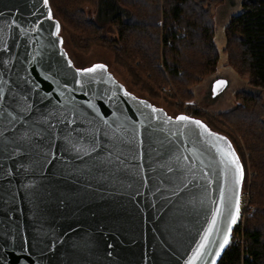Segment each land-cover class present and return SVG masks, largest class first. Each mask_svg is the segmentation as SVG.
<instances>
[{"label": "water", "instance_id": "95a60500", "mask_svg": "<svg viewBox=\"0 0 264 264\" xmlns=\"http://www.w3.org/2000/svg\"><path fill=\"white\" fill-rule=\"evenodd\" d=\"M0 13V264H218L245 178L231 140L77 68L49 0Z\"/></svg>", "mask_w": 264, "mask_h": 264}, {"label": "trees", "instance_id": "16d2710c", "mask_svg": "<svg viewBox=\"0 0 264 264\" xmlns=\"http://www.w3.org/2000/svg\"><path fill=\"white\" fill-rule=\"evenodd\" d=\"M220 1L49 0V4L61 33L69 31L82 46L111 48L135 81L160 92L168 79L177 87L189 88L216 72L219 54L213 9ZM86 4L115 27V38L107 37L106 27L87 17ZM242 7L225 27V51L232 68L260 91L238 92L237 105L218 115L244 137L252 152L250 187L256 210L244 228L246 247L229 245L218 264H264V99L260 95L264 91V0H243ZM229 138L244 165L246 183L242 149Z\"/></svg>", "mask_w": 264, "mask_h": 264}, {"label": "rangeland", "instance_id": "374dc122", "mask_svg": "<svg viewBox=\"0 0 264 264\" xmlns=\"http://www.w3.org/2000/svg\"><path fill=\"white\" fill-rule=\"evenodd\" d=\"M242 1L243 0H221L213 9L214 42L219 54L216 72L205 76L199 84L193 85L189 88L177 87L172 80L168 79L165 86L170 85L173 93H165L163 91V87L160 92H156L154 90L151 92L148 84L135 81V77L130 74L129 70L116 61L115 53L111 48L100 44L82 46L80 43L75 42L74 38L67 30H63L61 35L64 39V48L77 68H85L96 63H103L108 66L110 72L116 77V79L124 84L126 88L135 95L151 101L156 106L165 109L167 113L172 116H177L181 113H188L187 115L189 116L200 118L207 123L211 129L213 128L212 130L225 133L229 137L232 136L235 144V141H238V146L241 147L243 157L247 163V180L246 183L245 181L243 182L242 190L244 189L247 194L249 193L248 195L250 197L252 207V211L246 215V218L243 221V225L246 226L247 220L252 217V214H254L256 210L253 193L250 187L253 176L252 168L250 166L252 152L245 145L244 137L236 132L232 125L227 123L218 115L222 112L233 109L237 105L236 95L238 92L247 91L258 94L260 91L259 89L253 87L246 77L240 75L232 68L225 51V27L233 16L242 12ZM84 11L88 18L96 20L99 24L106 27L105 34L107 37L115 38L117 36L114 30L115 27L104 21L105 19L104 16H102L103 14L100 13L98 17L96 10H94L91 4H86L84 6ZM220 79L226 80L227 84L222 91L218 92L217 95H214V83ZM196 87L199 98L198 96H195ZM207 89V98L212 104L223 98V101L225 102H222V104L226 103L223 109L214 110V108H211L213 106H207L201 102L202 94ZM260 95H262L264 99V91H261Z\"/></svg>", "mask_w": 264, "mask_h": 264}, {"label": "built area", "instance_id": "2783aa9c", "mask_svg": "<svg viewBox=\"0 0 264 264\" xmlns=\"http://www.w3.org/2000/svg\"><path fill=\"white\" fill-rule=\"evenodd\" d=\"M163 91L165 93H173L172 87L170 85L169 86H163ZM248 194L245 192L244 189L241 191L240 211H239V214L237 216V220H236L235 227L233 230L232 239L230 242V244L233 243V244L240 245L242 247H244V244H245V242L242 241V240H244L243 234H244V228H245V226L243 225V221L245 220L246 215L252 211V207H251V203H250V197Z\"/></svg>", "mask_w": 264, "mask_h": 264}, {"label": "snow or ice", "instance_id": "6c2138e0", "mask_svg": "<svg viewBox=\"0 0 264 264\" xmlns=\"http://www.w3.org/2000/svg\"><path fill=\"white\" fill-rule=\"evenodd\" d=\"M45 3H47V0H45ZM0 15H3V14L0 13ZM49 18H51V14L50 13H49ZM13 23L15 24V21H13ZM16 27H19V25H16ZM56 28H57V32H59V25L58 24H57ZM104 67H105L104 65H95V66H93L91 68L83 69L82 72L83 73H94V72L97 71V69H103ZM125 95H127V93H125ZM154 111H155V109H154ZM178 119L181 120V121H185V120H188L189 118L186 117V116H180V117H178ZM193 123H195L197 125H200L201 127H205L204 125L201 124L200 121H193ZM205 130L207 131L206 128H205ZM209 134L210 135H215L214 133H209ZM217 138L221 139V140L224 139L223 137H217ZM95 144H96L95 137H93V141H92L93 148H95ZM85 151H87V149H85ZM226 155H230V153H226ZM231 163L236 166V171H237L238 176H239V178L237 180V183H239L240 180H242V178H243V169L239 165L238 159H235V158L232 159ZM221 199L223 200V196L221 197ZM238 203H239V201L237 200V212L239 211ZM235 221H236V217L233 216L232 222L235 223ZM227 243H228V238H227V236H225V239H224L223 244L221 245V248H223L224 244H227ZM202 247H203V245H202Z\"/></svg>", "mask_w": 264, "mask_h": 264}, {"label": "crops", "instance_id": "0c3cea01", "mask_svg": "<svg viewBox=\"0 0 264 264\" xmlns=\"http://www.w3.org/2000/svg\"><path fill=\"white\" fill-rule=\"evenodd\" d=\"M209 87V86H208ZM195 96L197 97L198 96V98H199V95L197 94V87H196V90H195ZM207 96H208V89L207 90H205L204 92H203V94H202V103H204L205 105H207V106H213V107H211V108H214V110H221V109H223V107L226 105V103H223L222 104V102H225V101H223V98L222 99H220L219 101H215L213 104L208 100V98H207Z\"/></svg>", "mask_w": 264, "mask_h": 264}]
</instances>
